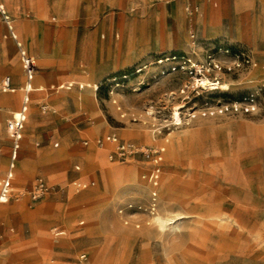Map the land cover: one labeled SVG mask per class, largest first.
I'll use <instances>...</instances> for the list:
<instances>
[{"label":"rangeland","instance_id":"obj_1","mask_svg":"<svg viewBox=\"0 0 264 264\" xmlns=\"http://www.w3.org/2000/svg\"><path fill=\"white\" fill-rule=\"evenodd\" d=\"M193 1L198 39L243 46L256 62L220 73L217 89L197 86L186 72L156 75L155 65L114 79L162 51L189 49L184 0L180 16L164 0H4L36 58L38 88L31 92L36 120L28 103L12 198L0 211V264H264V0ZM8 32L0 17V82L10 75L17 88L0 91V177L10 147L7 119L21 107L24 82ZM69 82L71 89L49 88ZM94 83L102 84L93 90ZM251 90L263 97L258 113H200L207 103ZM175 111L183 122L163 126ZM156 125L163 128L155 134ZM110 131L139 148L165 145L157 212L166 202L172 220L164 226L153 221L155 213L137 212L129 223L119 213L127 201L147 199L142 173L149 164L139 154L110 159L94 142ZM37 175L52 189L33 200ZM75 179L95 183L77 190ZM56 228L65 233L56 236Z\"/></svg>","mask_w":264,"mask_h":264},{"label":"built area","instance_id":"obj_2","mask_svg":"<svg viewBox=\"0 0 264 264\" xmlns=\"http://www.w3.org/2000/svg\"><path fill=\"white\" fill-rule=\"evenodd\" d=\"M185 1V10L191 20L198 12L199 6L191 2V0ZM0 14L2 20L8 27L10 34L16 40L19 47L20 59L25 73V83L22 86L24 91L23 104L20 110L12 113L11 117L7 120V133L10 139L9 150V162L5 174L0 177V209L11 198L15 187V176L17 162L19 159V153L22 146L24 137L25 121L28 114L29 93L34 89L33 79L37 70L36 59L31 55L24 47L22 42L18 39V36L14 30L13 19L8 13L5 4L0 0ZM189 34L191 38V44L188 50L181 51H164L152 55L146 60H142L135 63L128 69L121 72L116 78L126 79L131 76L140 74L149 66L155 65L156 75H166L175 72H186L193 77L194 83L197 86H206L210 89H217L221 86L220 73L224 71L243 70L256 65L253 59L252 52L243 46L228 45L225 42L217 41L208 43L201 41L197 38L195 31L192 28L191 23L188 25ZM225 53L229 57L233 58V61L224 60L221 55ZM198 55H202L199 57ZM203 79H206L205 81ZM204 81V83H203ZM102 84V83H101ZM96 85V89L101 85ZM119 84V82H118ZM73 83L67 84L61 83L58 85H52L51 89L59 90L60 88L71 89ZM83 84L79 87L83 88ZM16 87L12 85L11 77L6 76L0 83V91L8 92L15 91ZM263 97L261 98L258 91H248L239 98H229L216 105H209L208 103L200 110V113L204 116L216 115V114H253L258 113L263 105ZM116 102V100H114ZM180 114V113H179ZM190 118L197 116V110L188 113ZM169 120V121H168ZM168 121L166 125L178 126L183 122L182 117L177 120L174 117L172 119H166ZM162 126L156 125L154 133H160ZM156 134V133H155ZM85 144L89 143V139H84ZM95 144L108 152L110 159L118 158L125 159L128 156L139 154L149 166L142 173V178L149 185V192L147 199L142 200H129L121 207H119V213L124 216L125 223H129L130 217L135 213H154L160 203V183L163 174V164L165 159L166 147L161 142H155L153 144L146 145L142 148L136 147L134 143L125 141L115 131H110L102 136L95 138ZM40 143L37 142V145ZM55 146L59 145V142L54 143ZM77 170L81 169L80 164H76ZM77 190L87 188L95 183L93 179H75L72 181ZM52 187L48 184L43 175H38L30 196L33 200L38 199L42 195L48 193ZM81 223L84 220L80 221ZM140 222L136 221L135 225L140 226ZM55 235H61L65 233L64 229L56 228ZM87 255L85 252L80 253L79 259L85 260Z\"/></svg>","mask_w":264,"mask_h":264},{"label":"crops","instance_id":"obj_3","mask_svg":"<svg viewBox=\"0 0 264 264\" xmlns=\"http://www.w3.org/2000/svg\"><path fill=\"white\" fill-rule=\"evenodd\" d=\"M3 2H4V0H2ZM165 1V3H170L171 2V8H170V11H171V13H173L174 15H178V16H180L179 14H178V11L180 10V3L178 2V1H181V0H164ZM191 2L192 3H194V4H197L198 5V2H195V1H193V0H191ZM4 4H5V2H4ZM184 5H185V1H184ZM5 7H6V9H7V11H8V8H7V6H6V4H5ZM8 13L10 14V12L8 11ZM11 15V14H10ZM196 15V14H195ZM195 15H194V17H195ZM0 17H1V20H2V16H1V14H0ZM194 17L190 20L189 19V17H188V15H187V13H186V20H185V25H184V28H185V30H186V32L188 33V35H189V38H190V34H189V28H188V25H189V23H191V25H192V28H193V30L195 31V27H194ZM202 19L203 20H205L206 19V15L204 16V15H202ZM3 21V20H2ZM3 23H4V21H3ZM5 24V23H4ZM6 25V24H5ZM14 25V24H13ZM7 27V26H6ZM7 29H8V27H7ZM8 31H9V29H8ZM8 33H10V31L8 32ZM196 33V32H195ZM17 34V33H16ZM103 36H104V34H102ZM17 36H18V34H17ZM198 38V37H197ZM18 39H19V37H18ZM191 39V38H190ZM20 40V39H19ZM16 41V40H15ZM17 43V42H16ZM23 44V43H22ZM17 47H18V45H17ZM24 47V46H23ZM18 49H19V47H18ZM26 49V48H25ZM27 50V49H26ZM184 50V49H183ZM169 51H180V50H169ZM162 52H164V51H162ZM161 53V52H160ZM31 54V53H30ZM19 55H20V52H19ZM32 55V54H31ZM34 56V55H33ZM36 59V58H35ZM21 60V59H20ZM36 63H37V61H36ZM38 66V65H37ZM132 66V65H131ZM130 66V67H131ZM23 72H24V70H23ZM36 74V73H35ZM7 76H10V75H7ZM6 77V76H5ZM4 77V78H5ZM11 77V76H10ZM3 78V79H4ZM2 79V80H3ZM25 79H26V77H25V73H24V82H23V84H22V86L24 85V83H25ZM2 82V81H1ZM0 82V83H1ZM11 82H12V79H11ZM72 83V82H71ZM58 84H61V83H58ZM58 84H56V83H53V84H51V85H49V88L51 89V86L52 85H58ZM12 85H13V83H12ZM80 85V84H79ZM87 85H92V83L89 81V82H87ZM94 85V88H93V90L94 89H96V83H94L93 84ZM22 86L20 87V89L21 90H23L22 89ZM33 86H34V89L32 90V91H34V90H37V88H38V86H37V84H36V80H35V76H34V79H33ZM15 87V86H14ZM84 87V86H83ZM80 88V87H79ZM17 89V88H16ZM41 89H44V86H42V85H40V89L39 90H41ZM81 89V88H80ZM51 90H53V89H51ZM16 91V90H15ZM31 91V92H32ZM9 92V91H8ZM11 92H14V91H11ZM31 92L29 93V104H30V111H29V113L31 112V109H32V104H33V96H31ZM82 94L83 95H85V94H87L88 95V93H86L85 91L84 92H82V93H80V94H78V96H77V99L80 101V100H82ZM23 97H24V91H23V96H22V104H23ZM22 104H21V107H22ZM29 104H28V106H29ZM43 107L44 106H46L47 107V104L44 102L43 103V105H42ZM21 107L20 108H18V106L16 107V110L14 111V112H17L18 110H20L21 109ZM79 107V106H78ZM29 109V108H28ZM14 112H11V113H14ZM8 120V119H7ZM90 120V119H89ZM93 123V121H91L90 120V122H89V124H92ZM42 125V122L40 123V125L38 126V127H40ZM33 128V127H32ZM8 134V133H7ZM42 136H43V138H45V139H49V137H50V132L48 131V130H44L43 132H42ZM23 139H24V137H23ZM37 142H39V143H41V141L40 140H38V141H36L35 142V144L37 145ZM55 142H59V141H55ZM54 142V143H55ZM53 143V144H54ZM60 143V142H59ZM10 144H11V142H10ZM22 144H23V141H22ZM40 145V144H39ZM55 146V145H54ZM21 149H22V146H21ZM21 149H20V153H21ZM9 150H10V147H9ZM20 153H19V159H20ZM19 159H18V161H19ZM8 162H9V155H8ZM8 162H7V166H8ZM17 168H18V162H17ZM17 168H16V174H17ZM6 169H7V167H6ZM5 172H6V170H5ZM5 172H4V174H5ZM3 174V175H4ZM2 175V176H3ZM1 176V177H2ZM38 176V175H37ZM15 179H16V176H15ZM0 211H1V209H0ZM78 259H79V257H78ZM80 260V259H79ZM82 261V260H81Z\"/></svg>","mask_w":264,"mask_h":264},{"label":"bare ground","instance_id":"obj_4","mask_svg":"<svg viewBox=\"0 0 264 264\" xmlns=\"http://www.w3.org/2000/svg\"><path fill=\"white\" fill-rule=\"evenodd\" d=\"M32 48V47H31ZM36 51V50H35ZM38 51V50H37ZM37 53V55H41V52H36ZM204 81L206 80V79H203ZM204 81H203V83H204ZM16 90V89H15ZM1 106H3V105H1ZM44 107H46V106H44ZM11 112H14V111H12V110H10ZM33 111H34V108L32 107V114H33V117H32V120H36V116L34 115V113H33ZM174 115H175V119H179L180 118V116H179V112H177V111H175V113H174ZM43 160V159H42ZM173 195H174V193L172 192L169 196H167V198H172L173 197ZM177 198V197H176ZM177 200H179L180 202L178 203V204H180V203H182V204H185V199H177ZM163 213H159V212H157V210L154 212V213H152V214H147L148 216H152L153 214H154V216H153V221L155 222V223H157V224H159V225H161V226H164L167 222H170L171 220H172V217H170L169 215L170 214H167V212H168V206H166V202H164V204H163ZM167 211V212H166ZM179 211V210H178ZM177 211V212H178ZM181 211V210H180ZM136 214V213H135ZM182 214V213H181ZM185 215V214H184ZM172 216V215H171ZM174 217V216H173ZM183 217V216H182ZM176 222V221H175ZM171 224V223H170ZM174 224V223H173ZM175 226H177V225H174V227ZM163 228H165V227H163Z\"/></svg>","mask_w":264,"mask_h":264}]
</instances>
